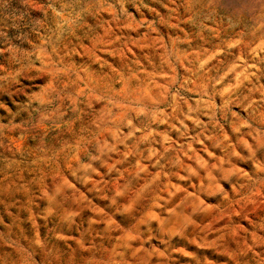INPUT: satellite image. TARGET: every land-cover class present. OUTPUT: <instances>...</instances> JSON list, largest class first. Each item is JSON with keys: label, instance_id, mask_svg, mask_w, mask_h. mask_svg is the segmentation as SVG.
I'll return each mask as SVG.
<instances>
[{"label": "rangeland", "instance_id": "obj_1", "mask_svg": "<svg viewBox=\"0 0 264 264\" xmlns=\"http://www.w3.org/2000/svg\"><path fill=\"white\" fill-rule=\"evenodd\" d=\"M0 264H264V0H0Z\"/></svg>", "mask_w": 264, "mask_h": 264}, {"label": "clouds", "instance_id": "obj_2", "mask_svg": "<svg viewBox=\"0 0 264 264\" xmlns=\"http://www.w3.org/2000/svg\"><path fill=\"white\" fill-rule=\"evenodd\" d=\"M0 107H3V105H0Z\"/></svg>", "mask_w": 264, "mask_h": 264}]
</instances>
